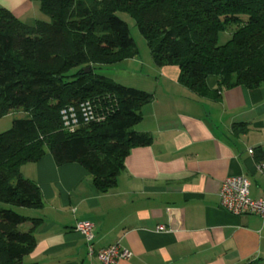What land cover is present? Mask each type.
<instances>
[{"label": "trees", "instance_id": "16d2710c", "mask_svg": "<svg viewBox=\"0 0 264 264\" xmlns=\"http://www.w3.org/2000/svg\"><path fill=\"white\" fill-rule=\"evenodd\" d=\"M37 1L48 21L33 26L0 9V117L23 113L0 134V264H26L35 242L30 230L19 229L39 220L17 210L42 205L37 185L21 174L24 165L48 152L57 165L80 164L107 192L129 150L152 143L135 131L152 95L94 73L137 53L117 14L134 20L156 68L177 67L178 82L199 95L209 76L217 78V91L264 81V0ZM225 32L230 39L218 45ZM85 101L103 121L63 130L60 111Z\"/></svg>", "mask_w": 264, "mask_h": 264}, {"label": "crops", "instance_id": "0c3cea01", "mask_svg": "<svg viewBox=\"0 0 264 264\" xmlns=\"http://www.w3.org/2000/svg\"><path fill=\"white\" fill-rule=\"evenodd\" d=\"M0 9L27 26L43 20L37 0H0ZM153 73L154 90H142L152 100L135 127L152 143L129 150L111 190L99 191L80 164L57 165L48 152L21 168L42 201L26 210L39 221L24 224L35 239L24 263L100 264L74 231L88 222L95 250L118 244L129 252L117 264H264V222L228 213L218 197L226 178L242 175L250 197L264 198L255 167L264 162V81L217 91L209 76L199 95L178 82L175 66ZM234 123L244 132H234Z\"/></svg>", "mask_w": 264, "mask_h": 264}, {"label": "built area", "instance_id": "2783aa9c", "mask_svg": "<svg viewBox=\"0 0 264 264\" xmlns=\"http://www.w3.org/2000/svg\"><path fill=\"white\" fill-rule=\"evenodd\" d=\"M62 129L72 132L82 125L103 121L91 101L80 103L77 107L68 106L60 111ZM253 152L249 150L251 155ZM256 170L264 179V162L255 165ZM219 205L228 213L240 216L250 214L260 218L264 222V198L252 199L250 197V183L242 175L230 176L224 180L219 190ZM164 226H159L158 231H163ZM76 231L86 243L89 256H95L100 264H117L119 260L128 259L130 254L118 244L104 249H94L93 225L88 222H77Z\"/></svg>", "mask_w": 264, "mask_h": 264}, {"label": "rangeland", "instance_id": "374dc122", "mask_svg": "<svg viewBox=\"0 0 264 264\" xmlns=\"http://www.w3.org/2000/svg\"><path fill=\"white\" fill-rule=\"evenodd\" d=\"M117 16L122 19L129 28L130 36L134 41L136 48V55L132 59H126L115 64H106L98 66L94 69V73L98 76L105 77L112 80L121 86L132 88L136 90L152 91L155 87L154 70L156 69L150 50L146 41L140 35L135 22L127 14L119 13ZM43 20L48 21V18L40 15ZM230 39V34L227 32L219 34L218 45L224 44ZM89 69L88 67L86 70ZM77 69H73L75 72ZM23 117L21 111L13 112L9 115L0 117V134L8 131L14 119ZM22 215H28L26 210H17ZM26 226L21 225L19 229L26 231Z\"/></svg>", "mask_w": 264, "mask_h": 264}, {"label": "water", "instance_id": "95a60500", "mask_svg": "<svg viewBox=\"0 0 264 264\" xmlns=\"http://www.w3.org/2000/svg\"><path fill=\"white\" fill-rule=\"evenodd\" d=\"M86 72L88 73L89 72V69H87Z\"/></svg>", "mask_w": 264, "mask_h": 264}]
</instances>
